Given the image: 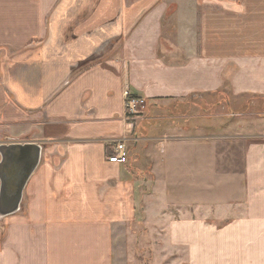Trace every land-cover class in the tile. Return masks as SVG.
I'll return each mask as SVG.
<instances>
[{
  "label": "crops",
  "instance_id": "obj_1",
  "mask_svg": "<svg viewBox=\"0 0 264 264\" xmlns=\"http://www.w3.org/2000/svg\"><path fill=\"white\" fill-rule=\"evenodd\" d=\"M126 91L152 114L135 151ZM246 98L264 100V0H0V146L41 148L0 264H124L146 217L187 264H264V101Z\"/></svg>",
  "mask_w": 264,
  "mask_h": 264
},
{
  "label": "rangeland",
  "instance_id": "obj_2",
  "mask_svg": "<svg viewBox=\"0 0 264 264\" xmlns=\"http://www.w3.org/2000/svg\"><path fill=\"white\" fill-rule=\"evenodd\" d=\"M180 1H183V0H176V3ZM179 32L180 30H174V33L178 34ZM221 97L225 99V96H221ZM189 101L191 102L192 100H189ZM203 101H206V100H203ZM203 101L198 100L197 102H193L194 104L198 105L197 106L198 108L200 107L199 109L190 110L193 116H199L200 115L199 113L204 114L203 113L204 111H202L201 109L202 104L200 105L197 104V103H203ZM207 101H208L207 105H209L210 107L216 104V97L207 98ZM244 101H247V103H250V104L255 103L256 107L259 108L261 107V102H263L264 100L258 99V98L257 99L246 98L244 99ZM139 110H140V114L131 118V121H130L132 123L130 126L131 140L129 142L128 151L129 149L130 150L132 149V151L136 150V145L138 143L136 139H138V136H141L140 134L142 133L143 130H147V127H149L146 124L149 121L148 118L152 114L149 113L147 102H146L145 109L140 107ZM233 112H238V111H234V108H233L232 113ZM249 112L255 113L256 111H249ZM223 114L225 117H228L230 115V110L228 109L227 106H225V104L211 111L209 110L208 112L209 116L211 115H222L223 116ZM147 133L151 134L150 131H147ZM144 143L145 145H147L148 141H144ZM134 154L135 153H133V155ZM133 160L135 161L136 158H134ZM150 163L151 162L149 161L147 163H144L145 170L150 168L151 166ZM146 175H147L145 177L146 181L148 180L151 181L150 176L147 173ZM151 191H152L151 188L147 187L145 190V193L150 194ZM185 193L186 191L183 189L173 190L171 191L170 195H171L172 200L174 199L177 203L183 204V201L187 199L185 198ZM195 193L196 192L193 191V194ZM212 193L210 192V195H212ZM189 195L193 196L191 194ZM164 198H166V196L163 195L161 197V200L162 201L165 200ZM163 210L164 209L162 207V212L164 213L166 212V214L168 215H175L176 217L188 214L187 209L184 208L183 205L170 206V207H167V209H165L164 211ZM160 218L166 219V216L161 214ZM222 223H218V224L222 225ZM167 225H168L167 221L158 220V219L153 220L152 217L150 218V220L147 217L141 218L139 221H137L133 225H130L129 227L130 231L127 237H124L122 239L123 245L125 246L123 249L124 250L123 254H122L123 263L124 264H187L186 263L187 258H186L185 251L179 248L178 249H172V247L170 248V244L167 238Z\"/></svg>",
  "mask_w": 264,
  "mask_h": 264
},
{
  "label": "water",
  "instance_id": "obj_3",
  "mask_svg": "<svg viewBox=\"0 0 264 264\" xmlns=\"http://www.w3.org/2000/svg\"><path fill=\"white\" fill-rule=\"evenodd\" d=\"M0 219L19 212L25 187L41 160L35 144L10 143L0 146Z\"/></svg>",
  "mask_w": 264,
  "mask_h": 264
},
{
  "label": "built area",
  "instance_id": "obj_4",
  "mask_svg": "<svg viewBox=\"0 0 264 264\" xmlns=\"http://www.w3.org/2000/svg\"><path fill=\"white\" fill-rule=\"evenodd\" d=\"M125 97V111L128 121H131V118L140 114V107H146V101L141 98L131 94L129 91H126L124 94ZM131 123V122H130ZM131 138L129 139L130 142ZM138 139H136L137 141ZM127 139H122L116 141L115 155L110 158L111 163H126L127 162Z\"/></svg>",
  "mask_w": 264,
  "mask_h": 264
},
{
  "label": "trees",
  "instance_id": "obj_5",
  "mask_svg": "<svg viewBox=\"0 0 264 264\" xmlns=\"http://www.w3.org/2000/svg\"><path fill=\"white\" fill-rule=\"evenodd\" d=\"M136 96V95H135Z\"/></svg>",
  "mask_w": 264,
  "mask_h": 264
}]
</instances>
